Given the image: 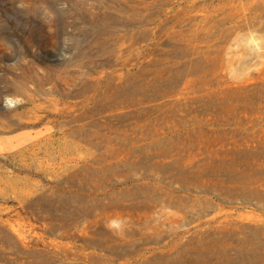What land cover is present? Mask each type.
<instances>
[{"label": "rangeland", "instance_id": "rangeland-1", "mask_svg": "<svg viewBox=\"0 0 264 264\" xmlns=\"http://www.w3.org/2000/svg\"><path fill=\"white\" fill-rule=\"evenodd\" d=\"M156 131L257 178L137 206ZM0 264H264V0H0Z\"/></svg>", "mask_w": 264, "mask_h": 264}, {"label": "bare ground", "instance_id": "bare-ground-1", "mask_svg": "<svg viewBox=\"0 0 264 264\" xmlns=\"http://www.w3.org/2000/svg\"><path fill=\"white\" fill-rule=\"evenodd\" d=\"M143 93L144 90L138 91ZM154 97V96H152ZM188 138V143L193 144V142L196 141L195 138H190L188 135H186ZM178 141H174V140ZM187 139L181 138L180 136H171L168 133L165 132H159L156 131L154 133H147L146 137L142 139L141 142L138 140L133 141L129 140L127 143H124V146H128L127 150L129 153L132 152L133 147L139 142L140 144H143L145 148L155 149L160 151V155L163 157V159H169L170 162L168 165V161L165 164L160 165L158 163V166H156V163L151 162L150 155H147L145 153H140L138 159L136 160V164L140 163L141 166H144L145 168L152 167V170L154 168H159L160 171H158L161 176H156L154 178H133L130 181L133 180L132 184L124 183V187L121 188L119 193H116L117 196L119 194L130 196L132 198H135L137 196H140L142 200L135 203V205H145L149 206L151 201H167L172 202L174 199V189L172 187L173 182H178L182 186L183 184L187 183L189 180H192L193 176L197 175H203L209 173V176H217L220 177L222 180V177L225 176L226 172L229 174L230 177H237L239 180V183L242 184V182H247L246 180L243 181L244 176L251 178L248 179L250 182L253 180L252 176H254L256 173L253 171L247 172L246 168H242L240 158L234 157L235 160L233 163L235 165H229L225 164L224 160H218V165H214L211 156L208 157L207 161H203L202 163H199L197 165V169H194L192 171L186 170L182 167V163H180V159H178L176 156L179 152V149L181 148L178 145H185ZM135 161H132L129 163V168H133ZM153 163V164H152ZM241 166V167H240ZM248 168V167H247ZM260 171V170H259ZM167 175L170 178L172 177V180L170 183L163 181V176ZM242 178V180H241ZM257 176L254 177L253 182H255ZM194 180V179H193ZM128 181V180H126ZM125 181V182H126ZM193 184V183H192ZM105 194V193H104ZM91 199L93 201H96L98 203V200L103 199V193H98L96 190H91ZM119 205L116 202H109L106 204V206H116Z\"/></svg>", "mask_w": 264, "mask_h": 264}]
</instances>
